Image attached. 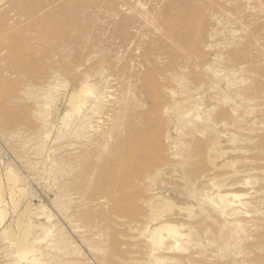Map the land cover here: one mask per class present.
I'll return each mask as SVG.
<instances>
[{
    "label": "bare ground",
    "instance_id": "bare-ground-1",
    "mask_svg": "<svg viewBox=\"0 0 264 264\" xmlns=\"http://www.w3.org/2000/svg\"><path fill=\"white\" fill-rule=\"evenodd\" d=\"M63 1L4 3L21 19L2 41L12 71L0 81L23 72L14 102L33 109L36 126L0 136L45 158L39 178L81 246L0 159V264H264V168L250 157L264 154V118L254 117L264 91L250 78L261 69L245 61L264 50V0H189L214 25L199 44L219 49L207 63L188 52L185 12L167 0H111L100 18L94 0L82 20L55 13ZM120 31L121 43L105 47ZM191 65L215 81H199ZM190 124L201 139H188Z\"/></svg>",
    "mask_w": 264,
    "mask_h": 264
},
{
    "label": "rangeland",
    "instance_id": "rangeland-1",
    "mask_svg": "<svg viewBox=\"0 0 264 264\" xmlns=\"http://www.w3.org/2000/svg\"><path fill=\"white\" fill-rule=\"evenodd\" d=\"M6 1L7 0H0V3L3 2V5H4V3H6ZM109 1H111V0H98V1H96L99 4V6L101 7V12H102L101 15H99V18L104 16L105 15L104 13H106V11H108V13L110 12L109 9H107L108 6H110L108 4ZM115 1L118 3L127 1L131 5H134L136 3V0H115ZM143 1L148 2L149 0H143ZM157 2H159V0H155V1L153 0L152 5L155 6V4ZM63 3L64 4H62L61 6L58 5L57 7L56 6L54 7L55 8L54 12L57 13L61 17H71L70 15L75 13V15L78 14V16L80 17V20H82L85 18L88 19L91 15H93L95 13L94 9L96 7V3H94V0H64ZM163 5L164 6L171 5L170 8L173 10V12L176 11L175 13H178L179 10L182 11V13L185 12L184 18L187 22L188 34H189L188 35V37H189L188 52L189 53H195L198 51H202L203 54L208 58V59H204L202 62L207 63L208 61H210V62L215 61L217 59L216 53L219 52V49L218 48H216V49L211 48L212 50L214 49V51H212L210 49L202 50L200 47L201 45H199L200 43L203 42L202 38L206 39L205 36H206V33L208 31L213 32L212 30L214 28V25L213 24L205 25V18L202 16V13H197V12L193 11L191 6H190L191 4H190L189 0H167V2H164ZM175 13H173V15H175ZM20 19L21 18H20V9L19 8L7 6V4H5L3 6L2 10H0V35H1L0 36V47L2 45V41H3L4 37H7L8 33L11 31V27H12L13 23L19 22ZM69 21H71L73 23V25H71L72 27L74 26V23H76V21H74L72 19H70ZM68 22L67 23L61 22L60 25H59L60 22H58L57 25L58 26L68 25ZM102 23H104V22H102ZM116 28L118 29V27H116ZM4 32H6L7 34L5 36H2ZM126 33H122V31H120V34L114 40L107 43L105 45V47L117 46L119 43H121V40L126 35ZM1 37H2V40H1ZM243 51H244L243 53L245 55L248 54V51H246V50H243ZM259 51L261 54L258 53ZM252 52L255 53L254 54L255 56L253 55ZM258 52L251 51L250 55H247V58L245 61L250 62V63H254V66H257L258 69H261V71L259 73H256L258 75L251 74L249 72L250 78L255 82V84H259L262 86V88L260 90H257L258 93H261L264 91L263 90L264 89V79H263L264 78V65H259L257 62H259V60L260 61L264 60V50H262V51L258 50ZM256 55H258V56L256 57ZM261 55H263V56H261ZM240 56L242 57V55H240ZM23 57H24V55H23ZM241 57L238 58V60H240V61H238L239 65L242 64V62L244 63V61H242L243 59ZM25 58H27V57L25 56L24 59ZM255 58H257V59H255ZM38 60L41 61V59H39V58H38ZM204 63H202V64H204ZM194 67H195L194 65L190 66V70H192L191 74L193 76L195 74L196 77L199 79V81H202L204 83H211V82L215 81L214 80V81L210 82L209 78L206 77L207 75L204 71H203V73H201V72L198 73L199 70L193 71ZM7 70H9L8 72L12 71L10 66L8 64L3 63L2 59L0 58V80H1V76H5V74L7 75ZM209 74L211 76V79L213 80L214 77H213V74L211 73V71H209ZM256 80H259V82H257ZM5 81H3L4 84L2 81H0V84H1L0 85V131L2 130L1 132H4V133H6V131H7L6 134H8L10 131L12 132L16 129H20V131L28 132L30 130V128H32V130L34 131L35 130L34 127L36 125L32 124V126H29V125H31V124H29V122H30L29 113H30V110H33V109H30L31 107L27 106L26 102H19L18 104H16L14 102L15 99H21L23 101V95L20 92L21 91L20 88H22L23 83H25V80L23 81V72H16V76L14 78H12L9 81L7 80L6 82ZM253 81H252V83H254ZM111 86L113 87V89H111V90H115L117 83L114 81L113 84H111ZM18 92H20V93H18ZM260 109H261L260 112H259V110H258V112L261 115L258 114L256 109H255L254 117L264 118V109L263 108H260ZM216 116L218 118L217 112H215L213 117L216 118ZM190 118H193V117H190ZM55 119H54V122H55ZM56 120H57V122H59L58 121L59 119H56ZM193 120H196V119H193ZM32 122H34V120ZM57 122L55 124L56 126H58ZM196 126L197 125H195L194 128L192 127L191 124L188 126L187 131L189 133H191V134H189L190 136L188 135L189 140H192V138L193 139H201L200 135H198L197 133H194L196 130ZM1 138H2V140H1ZM1 138H0V157H1L0 159H2V161L5 165V166H3V164H2L1 166L7 167L8 165L12 164L13 167L16 169L17 173L22 178V182L27 189V197H30V199H32V200H35L36 203H38L39 201H42L43 203H45L48 211L54 215L52 222L59 223L60 226L64 227L66 229V231L70 234V236H72L74 238V240L77 241V244L79 246H81L80 241H79L80 239L77 237V234L74 232H71L72 231L71 227L68 225L67 221H65L63 216H61L59 214L58 209L53 207L51 200L54 197L52 196V194H50V198L48 197V191L43 186V183L39 178V177H41V175H40L41 172H44L43 167L45 166V163H46L44 161L45 158L41 159L40 156H37L36 154H34L35 146H29V149L27 148L28 150L27 149L24 150L25 146L20 141L17 142L15 139H9L8 141H5L3 139V137H1ZM52 143H53V141H52ZM21 146H23L24 148ZM20 148H23L24 152L21 151L22 149H20ZM30 149H32V150H30ZM26 150H27L28 154L26 153ZM29 151H31V153ZM22 152L24 154H26V156L23 155ZM237 155H239V154H237ZM258 155L260 157H258ZM21 156L22 157L25 156V157L22 159ZM250 157L251 158L253 157L252 161L255 160L254 161L255 163L253 162V164H252V163H250L252 161H248L246 163H243L244 165L243 166L241 165V167L248 166L249 164H252L255 168L256 167H258V169L264 168V162L262 164V161H264V154L263 153H252V154H250ZM259 159L260 160L263 159V160L260 161ZM35 161L38 163L35 164L36 168L34 166V170H33V165H34ZM200 162H201V155L198 154L195 158V163L200 165ZM256 162H257V164H256ZM29 163H31V164L33 163V165L29 166L28 165ZM255 164H256V166H255ZM261 166H263V167H261ZM36 169H38V170L36 171ZM262 173L263 172L260 171L258 173V175L264 176V173L263 174ZM195 177H199V172L196 173ZM259 185L264 186L263 182H260ZM146 212H147V209L146 208L143 209L141 207L140 210L138 209L135 211H128V214H130V215L134 214V215H140L141 216V215L146 214ZM122 231L128 235H131V236H136V234H137L135 229L126 228L125 226L122 227ZM253 234H256V232H254ZM120 240H122V238H120ZM1 245H2V242L0 239V246ZM200 249L197 248V249H195V250L193 249V250L197 251V252L203 250V249H201V250ZM2 253H3V250L0 251V254H2ZM85 253L88 255L87 251H85ZM186 253L187 252H181L182 255H186ZM208 253L211 254L210 252H208ZM4 254H5V252L2 254L3 256L0 255V258L1 257L4 258V256H5ZM6 258H8V257H6ZM207 263L211 264L212 262H207Z\"/></svg>",
    "mask_w": 264,
    "mask_h": 264
}]
</instances>
